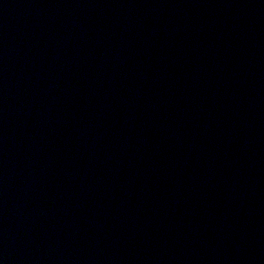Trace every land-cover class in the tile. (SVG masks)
Listing matches in <instances>:
<instances>
[{
	"label": "water",
	"instance_id": "obj_1",
	"mask_svg": "<svg viewBox=\"0 0 264 264\" xmlns=\"http://www.w3.org/2000/svg\"><path fill=\"white\" fill-rule=\"evenodd\" d=\"M0 264H264V0H0Z\"/></svg>",
	"mask_w": 264,
	"mask_h": 264
}]
</instances>
